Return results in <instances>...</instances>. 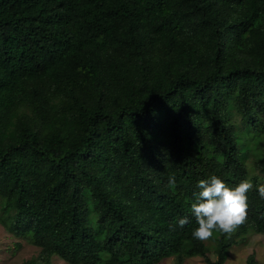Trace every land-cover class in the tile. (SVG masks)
<instances>
[{"label": "trees", "instance_id": "16d2710c", "mask_svg": "<svg viewBox=\"0 0 264 264\" xmlns=\"http://www.w3.org/2000/svg\"><path fill=\"white\" fill-rule=\"evenodd\" d=\"M263 113L264 0H0V222L39 248L24 264H223L264 233ZM211 175L254 185L215 258L191 235Z\"/></svg>", "mask_w": 264, "mask_h": 264}, {"label": "clouds", "instance_id": "9594fccd", "mask_svg": "<svg viewBox=\"0 0 264 264\" xmlns=\"http://www.w3.org/2000/svg\"><path fill=\"white\" fill-rule=\"evenodd\" d=\"M168 183L170 187L176 184L175 175L169 177ZM253 187L251 178L241 180L235 187H229L216 175L199 180L200 191L194 194L195 201L191 203V212L198 225L192 231V237L200 241L207 240L212 236L214 229H219L229 236L235 233L248 218L247 193ZM257 190L259 196L264 199V183L260 184ZM187 223V218L178 221L181 228Z\"/></svg>", "mask_w": 264, "mask_h": 264}, {"label": "rangeland", "instance_id": "374dc122", "mask_svg": "<svg viewBox=\"0 0 264 264\" xmlns=\"http://www.w3.org/2000/svg\"><path fill=\"white\" fill-rule=\"evenodd\" d=\"M264 123V113L261 115ZM215 231L212 236L204 240L208 247L209 256L215 258ZM39 248L24 236H17L8 232L0 222V264H24L26 260L36 257ZM253 254L257 264H264V233H250L244 239L233 244L223 264H246L248 255ZM51 264H69L57 255L51 258ZM156 264H176L174 256L162 258ZM182 264H206L201 257H185Z\"/></svg>", "mask_w": 264, "mask_h": 264}]
</instances>
